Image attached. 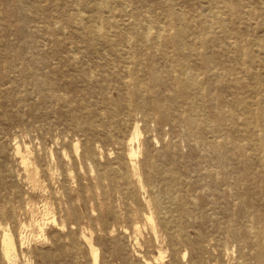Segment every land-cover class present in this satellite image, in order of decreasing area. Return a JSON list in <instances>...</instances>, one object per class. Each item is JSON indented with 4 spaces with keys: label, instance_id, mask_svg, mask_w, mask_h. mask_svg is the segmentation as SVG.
Returning a JSON list of instances; mask_svg holds the SVG:
<instances>
[{
    "label": "rangeland",
    "instance_id": "obj_1",
    "mask_svg": "<svg viewBox=\"0 0 264 264\" xmlns=\"http://www.w3.org/2000/svg\"><path fill=\"white\" fill-rule=\"evenodd\" d=\"M18 1L0 0V132L22 149L29 163L27 171L17 164V157L6 158L1 165L15 176L12 184L21 195L22 221L28 223L43 211L47 214L41 236L26 227L27 243L17 255L16 264H56L58 247L72 253L71 257L62 256L61 264H90L82 234L97 250L98 264H143L142 259L150 264H192L190 242L199 240L197 228L201 229L200 242L206 250L203 264H211V257L218 256L224 247L230 253V262L248 254L251 242L237 234L226 235L209 221V216L213 212L219 220L234 221L239 226L256 210L264 214L259 166L255 162L247 169L240 155L243 146L248 157L264 156V138L260 139L264 128L253 122L264 116V99L259 100L264 97V0H217L223 1L216 4L222 24L215 27L202 21L212 18L205 0H102L100 11L92 7L101 0H22V10ZM225 7L235 14L225 12ZM169 8L180 11L181 17L172 18L167 14ZM109 42H210L217 54L216 67L224 62L234 71L254 73L248 81L258 92L251 94L254 101L249 110L253 114L247 126L241 125L234 107L235 130L227 128L231 123L222 118L216 103L209 115L218 129L214 135L207 126L195 129L198 136L203 133L197 141L179 126L146 115L139 106L115 108L117 114H126L130 124L136 122L139 128L134 147L140 177L126 182L116 170L119 161L127 159L128 149L116 142L128 138L130 131L117 127L112 130V138H104L86 126L72 128L49 105L58 93L90 96L99 89L73 80L66 83L74 76L59 60L63 50L53 46L79 45L83 51L76 57L87 59L97 58L98 46ZM4 66L11 75L9 79L1 76ZM157 94L162 99L161 89ZM222 94L227 104H234L235 97H246L249 92L229 80ZM147 99L137 96L140 103ZM148 159L156 160L160 167L172 164L180 175L157 174L150 188L143 183L142 163ZM106 166L114 172L103 173ZM213 168L215 175L207 174ZM31 170L36 172L33 178ZM162 177L176 187L162 185ZM181 194L188 199L185 204H202L206 219L202 223L195 219L170 241L158 222L177 215L178 203L175 200L170 204L173 198L178 202ZM239 204H247V212L235 219ZM149 214L156 225L155 234L145 217ZM221 237H225L224 247L215 242ZM178 254H184L183 259H178Z\"/></svg>",
    "mask_w": 264,
    "mask_h": 264
},
{
    "label": "bare ground",
    "instance_id": "obj_2",
    "mask_svg": "<svg viewBox=\"0 0 264 264\" xmlns=\"http://www.w3.org/2000/svg\"><path fill=\"white\" fill-rule=\"evenodd\" d=\"M205 2V9L212 18L209 22L205 19L202 21L211 27L221 26L222 19L217 15L216 8L219 7L216 4L223 1L205 0ZM101 3H103L102 0L96 2L92 9L100 11ZM21 4L22 0H19L17 2L19 10H22ZM226 11L235 14L230 9L226 8ZM219 12L221 11L219 10ZM167 14L172 18H180L182 15L180 11H173L172 8L167 9ZM45 22L49 25L47 19ZM53 22L57 23V18H53ZM139 23L137 24L139 25ZM146 24L148 25V22ZM144 26L146 27V25ZM96 31L100 34L98 27ZM208 43L210 42H109L98 46L96 49L97 58L87 59L84 58L85 56L76 57V53L83 51L79 45L67 46V44L60 45L57 43L53 47H60L63 50L59 60L65 62L67 70L74 76V79H66L65 82L78 81L90 88L95 85L99 86V89L95 92L92 91L90 96H87L86 93H79L74 96L68 93H58L52 98L49 105L59 113L60 117L65 118L72 128L86 126L90 132L104 138H112V130L117 127L129 130L128 138L116 142L118 145H126L128 149L127 159L124 161L123 157L119 161L116 172L126 182L135 176L139 180L140 172L135 160L138 151L134 147V141L138 139L139 128L136 122L130 124L126 114H117L115 108L130 109L139 106L146 115L179 126L185 135H194L197 141L203 133L198 136L195 129L210 127L209 133L211 135L217 131L218 125L209 115L210 111L215 109L216 103L220 105L219 114L224 120L231 123L227 128L235 130L232 126L235 114L234 107L238 110L236 111L238 112L237 119H240L241 125L247 126L248 119L253 114L249 110L250 104L254 101L251 94L258 92V88L249 85L248 81L249 76L254 77V73L248 72L246 69L234 71L233 68L227 67L221 61L222 67H216L217 54L215 48ZM103 48H106L107 51H103ZM4 68H2L1 76L9 79L11 75L5 66ZM145 74L146 76H144ZM229 80L238 86L246 87L249 95L246 97L237 96L234 104H227L222 89L226 81ZM159 89L162 91V99L157 94ZM138 95L146 96L148 99L144 100L143 103L137 102ZM262 99H264L263 96L259 98V100ZM253 122L255 125L264 128V116L256 117ZM263 138L264 136L260 137L262 140ZM3 145H7V148H4ZM73 145L75 147V143ZM261 145L264 149V143ZM241 149L240 155L246 168L249 169L253 163L257 162L258 172L261 174L260 182L264 183V156L248 157L243 152V146ZM16 157L19 158L17 164L23 165L27 171L29 160L26 154L24 155L17 144L10 143L0 132V264H16L17 255L27 243L26 227L30 226L28 227L30 232L38 237L41 236L45 224L44 215L47 214L46 211H43V215H33L28 223L22 221L21 195L15 192V186L12 184L15 176L10 173L6 166L1 165L2 160L6 158L15 159ZM92 157L94 158L93 153ZM148 160L149 162L142 163L143 183L150 188L154 186V178L157 174L180 175L178 168L172 164L160 167L156 160ZM215 166L216 164L213 167ZM214 169L207 170V174L215 175ZM33 171L30 172L31 178L36 173ZM111 171L114 172L113 169L106 166L103 173L110 174ZM17 175L20 174L17 173ZM161 179L165 181V178L162 177ZM181 183L186 185L184 182ZM162 185L168 188L176 187L175 183L167 180ZM175 200L178 203L175 204L177 215L167 220L161 219L158 222L167 233L170 241L176 240V233L183 230L187 224L192 223L195 219H198L199 223L206 219L202 204H185L188 199L183 194L178 198V202L177 199L173 198L171 201L173 204L170 205H174ZM156 203L154 201V204ZM246 206L247 204H239L238 212L234 215L235 219H238L239 213L247 212ZM249 216L251 217L245 219L244 223L236 226L234 221L219 220L211 212L209 221L216 228L223 229L229 236L237 234L240 238L247 239L253 244L248 254H240L233 262H230V253L224 247L225 237L218 238L215 240L216 244L224 248H221L218 256L211 257V264H224V262L227 264H264V214L261 210H256ZM145 217L155 234L156 225L152 215L149 214ZM195 233L199 240L190 242L191 261L192 264H203L206 250L200 242L201 229L197 228ZM81 239L87 243L88 253L91 257L90 264H98L97 250L92 246L89 237L82 234ZM56 249V264H61L62 256H72V253L66 254L65 249L60 247ZM183 256L184 254H178L177 258L181 259ZM45 258L46 256H42L43 260ZM141 261L143 264H150L147 259ZM171 264L175 263L171 262Z\"/></svg>",
    "mask_w": 264,
    "mask_h": 264
}]
</instances>
